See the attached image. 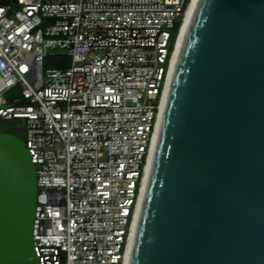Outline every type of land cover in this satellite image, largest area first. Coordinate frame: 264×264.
Wrapping results in <instances>:
<instances>
[{
  "label": "built area",
  "instance_id": "built-area-1",
  "mask_svg": "<svg viewBox=\"0 0 264 264\" xmlns=\"http://www.w3.org/2000/svg\"><path fill=\"white\" fill-rule=\"evenodd\" d=\"M189 1L0 3V119L34 166L38 264H126Z\"/></svg>",
  "mask_w": 264,
  "mask_h": 264
},
{
  "label": "water",
  "instance_id": "water-1",
  "mask_svg": "<svg viewBox=\"0 0 264 264\" xmlns=\"http://www.w3.org/2000/svg\"><path fill=\"white\" fill-rule=\"evenodd\" d=\"M36 189L0 126V264H38ZM126 264H264V0H194Z\"/></svg>",
  "mask_w": 264,
  "mask_h": 264
},
{
  "label": "bare ground",
  "instance_id": "bare-ground-1",
  "mask_svg": "<svg viewBox=\"0 0 264 264\" xmlns=\"http://www.w3.org/2000/svg\"><path fill=\"white\" fill-rule=\"evenodd\" d=\"M193 3H194V0H190L189 1L188 5L186 7V10L184 12V17H183L182 23H181V25L179 27V30H178V34H177V38H176V43H175V48H174V52H173V56H172V61H171L172 67H171V70H170V73H169V78L167 80V84H166V86L164 88V99H165L167 87H168V84H169V80H170V76H171L173 64H174V61H175V57H176L178 45H179V42H180L182 30H183L184 24H185V22L187 20V17L189 15V12H190V10L192 8ZM164 99H163V103H164ZM163 103H162L161 110H160V113H159V117H158V121H157V125H156L155 134H154V137H153V140H152V143H151L150 152H149V155H148V158H147V162H146V165H145V173H144L142 187H141V192H140V195H139V199H138V203H137V208H136V212H135V218H134V222H133V228H134V223H135V219H136V215H137V210H138V206H139V202H140V197H141V193H142V189H143V185H144V181H145V177H146V173H147V169H148V165H149V161H150L152 149H153V144H154V140H155V136H156V132H157V127H158V123H159V119H160V115H161ZM133 228H132V232H133ZM131 237H132V233H131ZM129 248H130V246H129ZM129 248H128V251H127L126 263H127Z\"/></svg>",
  "mask_w": 264,
  "mask_h": 264
},
{
  "label": "trees",
  "instance_id": "trees-1",
  "mask_svg": "<svg viewBox=\"0 0 264 264\" xmlns=\"http://www.w3.org/2000/svg\"><path fill=\"white\" fill-rule=\"evenodd\" d=\"M5 1H7V0H0V3L5 2ZM176 27H177V24H175L174 30H176ZM44 65H46V66H48V65L57 66L58 65L59 66L61 64H60V62L55 61L54 58L51 59L49 57H46L45 61H44ZM12 124H13L12 120H2V119H0V126L5 127L8 131H10L12 133H15V134L20 136L21 135L20 132L17 129H15L12 126Z\"/></svg>",
  "mask_w": 264,
  "mask_h": 264
},
{
  "label": "rangeland",
  "instance_id": "rangeland-1",
  "mask_svg": "<svg viewBox=\"0 0 264 264\" xmlns=\"http://www.w3.org/2000/svg\"><path fill=\"white\" fill-rule=\"evenodd\" d=\"M7 1H10V0H7ZM48 57L51 59L54 58L55 61L60 62L61 65H59V66L68 65L70 62V57L68 55H65V54L64 55L63 54H56V55H52V56H48ZM48 66H54V65H48Z\"/></svg>",
  "mask_w": 264,
  "mask_h": 264
}]
</instances>
